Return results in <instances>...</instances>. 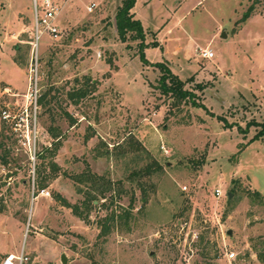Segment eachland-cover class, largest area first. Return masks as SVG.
<instances>
[{
    "label": "rangeland",
    "instance_id": "374dc122",
    "mask_svg": "<svg viewBox=\"0 0 264 264\" xmlns=\"http://www.w3.org/2000/svg\"><path fill=\"white\" fill-rule=\"evenodd\" d=\"M258 1L241 23L254 0H135L142 57L136 42H121L116 33L123 0H54L57 36L44 30L37 44L32 0H0V262L23 253V264H62V255L65 264H260L253 248L264 241V208L246 192L264 198V0ZM206 47L212 59L199 57ZM35 57L39 95L53 98L50 106L37 105L35 152L52 141L46 127L65 134L48 196L33 190L42 162L33 160L27 118L34 113L26 95ZM155 63L169 67L192 101L161 93ZM88 80L94 90L71 104L67 93ZM9 105L10 120L23 117L29 127L23 138L2 120ZM102 143L109 157H95ZM136 144L162 165L141 182L149 194L141 202L138 184L126 180L146 163ZM87 166L111 180L113 202L95 201L84 222L56 195L80 204L84 187L73 176ZM131 195L129 223L99 239L102 203L121 212Z\"/></svg>",
    "mask_w": 264,
    "mask_h": 264
},
{
    "label": "trees",
    "instance_id": "16d2710c",
    "mask_svg": "<svg viewBox=\"0 0 264 264\" xmlns=\"http://www.w3.org/2000/svg\"><path fill=\"white\" fill-rule=\"evenodd\" d=\"M135 0H123V6L120 7L116 14V33L121 42H136L137 47L141 56L143 57L142 50L144 48V32L141 26L140 21L134 18L133 13H131V9L134 5ZM259 1L254 0V2L247 8V10L243 13L241 19L239 20L241 23L245 22L251 15L253 14L255 4ZM153 46H157L156 43H153ZM145 64L148 62L144 59ZM153 67L161 70V75L158 79V88L161 93L167 96H170L172 101H176L177 103H181L188 99L194 98V95L184 89V84L181 80L173 75L169 69V67L164 63H155L152 64ZM95 88V83H92L91 80H88L84 87H79L73 89L72 91L67 93L68 99L71 104L79 105L80 102L85 99ZM50 92V90H49ZM47 92V94L49 93ZM46 94L43 93L40 95L38 99V105L41 107H46L48 104L50 106V101L53 99L52 97L49 100H46ZM195 104V103H194ZM64 115L69 119V125L72 126L75 123L67 112L64 111ZM51 121L55 120V114H51ZM46 132L51 138V143L49 146H44L40 150L35 153V158L41 160V164L38 167H35V178L33 182V190L34 196L39 191L44 190L50 184V182L56 178L57 173L60 171V167L55 162V157L57 152L62 146V141L65 138V134L61 131L59 126L46 127ZM264 133V128L261 131ZM104 150L96 155L95 157H109L111 153L109 152L107 145L102 143ZM134 146L133 141L129 144V146ZM136 154L138 156H144L146 163L133 171H131L126 177L127 181L131 183H137L141 189V201L148 200V192L144 189V185L141 183L145 179H150L153 174L156 172L162 171V165L152 158L149 152L141 145L136 144ZM47 162V166L44 164ZM43 163V164H42ZM49 168V174H46V169ZM73 180L76 183L82 184L84 188L78 189V193L83 195V200L80 204H71L65 198L56 195V198L59 199L63 206L70 208L73 215L79 218L80 220L87 222L89 221V216L91 209L95 207L94 202L99 203L100 201L108 200L110 203L113 202L112 186L113 183L109 178L105 176H98L97 174L91 172L89 166L86 167L84 171L79 174L73 176ZM118 184L120 187L123 186V180H119ZM247 195L252 200V202L258 206L264 208V198L255 190H246ZM108 195L110 197L108 198ZM120 199V195H118ZM105 202L102 203V207L106 210L103 217L99 218L97 224L99 228L98 238H105L115 230V228L120 225L122 222H126L128 224L129 219L132 218V211L134 209L135 199L133 195H131L129 200V205L127 208H121V212H115L111 210L108 212V206H105ZM144 205V204H142ZM259 243L254 246L253 250L257 257V260L260 264H264V241L263 238H259ZM93 264H98L96 261Z\"/></svg>",
    "mask_w": 264,
    "mask_h": 264
},
{
    "label": "built area",
    "instance_id": "2783aa9c",
    "mask_svg": "<svg viewBox=\"0 0 264 264\" xmlns=\"http://www.w3.org/2000/svg\"><path fill=\"white\" fill-rule=\"evenodd\" d=\"M33 8H34V15H35V42L38 43L42 33L44 30L48 31L51 35L57 36V29L53 26V21L56 17V7L54 4V0H32ZM89 11L92 10V7L88 8ZM197 53L200 58L202 59H212L214 57V52L209 48L206 47L204 49H198ZM34 61V62H33ZM37 57L35 59H32L31 69H30V87L29 92L26 95V100L33 105V115L27 116V118H30L31 124L33 126V160L35 158V128H36V109L38 105V99L40 97L39 95V88H38V79H37ZM12 108V105H9L6 107L4 111L1 113L2 120L5 122L11 121L12 131H14V134L17 136V138H23L26 135V131L24 133H21L24 131V126L22 122H24L23 117L19 116H10V110ZM31 127V126H30ZM29 128V127H28ZM23 129V130H22ZM41 194L44 196H48L49 193L42 190ZM215 195L220 197L221 192L219 190H216ZM226 256L229 260L235 258L234 252H227ZM27 260L26 256H24L23 253H21L19 256L14 255H8L6 256L0 264H23ZM17 262V263H16Z\"/></svg>",
    "mask_w": 264,
    "mask_h": 264
},
{
    "label": "water",
    "instance_id": "95a60500",
    "mask_svg": "<svg viewBox=\"0 0 264 264\" xmlns=\"http://www.w3.org/2000/svg\"><path fill=\"white\" fill-rule=\"evenodd\" d=\"M228 197L230 198L231 197V194H229ZM228 234L231 235V232L229 231ZM61 262H62V264H65L66 263V259H65V256L64 255L61 256Z\"/></svg>",
    "mask_w": 264,
    "mask_h": 264
}]
</instances>
